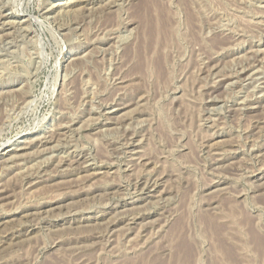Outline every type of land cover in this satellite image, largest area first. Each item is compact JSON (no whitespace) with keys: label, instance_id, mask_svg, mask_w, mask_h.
I'll return each mask as SVG.
<instances>
[{"label":"rangeland","instance_id":"374dc122","mask_svg":"<svg viewBox=\"0 0 264 264\" xmlns=\"http://www.w3.org/2000/svg\"><path fill=\"white\" fill-rule=\"evenodd\" d=\"M263 86L264 0H0V264H264Z\"/></svg>","mask_w":264,"mask_h":264},{"label":"bare ground","instance_id":"6f19581e","mask_svg":"<svg viewBox=\"0 0 264 264\" xmlns=\"http://www.w3.org/2000/svg\"><path fill=\"white\" fill-rule=\"evenodd\" d=\"M7 17V16H6ZM7 19H9V18H7ZM33 20H35V19H33ZM36 22V21H35ZM38 23H39V25L40 26H42V22L41 21H38ZM41 29H42V27H40ZM73 28V27H72ZM39 37H41V36H39ZM32 40H34V39H32ZM42 41V40H41ZM40 41V42H41ZM42 43H44V42H42ZM41 44V43H40ZM46 45V44H45ZM43 47H44V44L42 45ZM26 48V47H25ZM43 49V48H42ZM44 50V49H43ZM28 51V50H27ZM45 51V50H44ZM44 54V53H43ZM252 55V54H251ZM30 58V57H29ZM80 58V57H79ZM58 63H60V62H58ZM40 64V63H39ZM58 66V65H57ZM208 68V67H207ZM37 69V68H36ZM258 70V69H257ZM260 70V69H259ZM15 71V70H14ZM215 82V81H214ZM262 82V81H261ZM228 87V86H227ZM264 87V86H263ZM60 92V91H59ZM263 92V91H262ZM261 95V94H260ZM14 97V96H13ZM218 100V99H217ZM241 109V108H240ZM2 122V121H1ZM54 127V126H53ZM141 142V141H140ZM25 153V152H24ZM20 156V155H19ZM22 157V156H21ZM89 157V156H88ZM13 158V157H12ZM59 163V162H58ZM38 167V166H37ZM20 173V172H19ZM21 174V173H20ZM159 185V184H158ZM153 188V187H152ZM127 214V213H126ZM109 226V225H108Z\"/></svg>","mask_w":264,"mask_h":264}]
</instances>
